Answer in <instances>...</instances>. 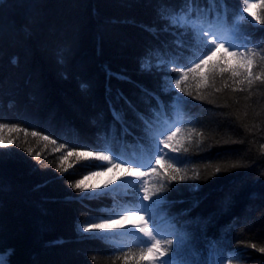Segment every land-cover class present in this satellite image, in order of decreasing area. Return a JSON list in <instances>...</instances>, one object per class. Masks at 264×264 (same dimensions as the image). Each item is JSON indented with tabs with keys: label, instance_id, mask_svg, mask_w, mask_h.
Instances as JSON below:
<instances>
[{
	"label": "trees",
	"instance_id": "1",
	"mask_svg": "<svg viewBox=\"0 0 264 264\" xmlns=\"http://www.w3.org/2000/svg\"><path fill=\"white\" fill-rule=\"evenodd\" d=\"M225 2L227 21L234 22L233 13L242 11L243 0ZM181 3L0 0V122L49 134L69 148L107 146L124 159H136L140 154L137 129L123 136L117 126L114 135L105 136L112 122L110 94L114 97L119 90L144 109L136 85L156 90L158 79L141 74L139 63L146 48L159 43L144 29L160 26L162 5L175 9ZM240 29L241 35L264 47V25L251 21ZM193 54V50L185 52L189 58ZM220 55L223 52L214 59ZM110 73H123L131 83ZM186 87L194 96L195 82L190 80ZM217 87H223L219 80ZM173 91L187 102L181 106V126L204 133L199 148L191 145L184 165L190 175L197 170L201 178L173 182L161 194L184 201L162 213L175 219L178 231L190 234L182 256L199 262L232 253L226 264H264V253L248 246L264 247V86L254 87L250 97L248 92L208 89L204 100ZM168 117L175 119V113L169 111ZM127 118L134 120L131 113ZM4 135L16 139L14 145L0 148V253L11 252L9 264H124L123 259L116 260L121 256L116 248L122 242L119 237L83 233L82 226L99 222L100 216L109 214L102 210L111 209L115 202L131 206L129 198L116 192L82 203L74 197L91 194L68 187L101 170L87 165H106L73 156L68 161L72 166L61 173L56 165L62 153L53 152L54 145L45 147L47 142L25 137L23 132ZM29 147L34 154L43 149L42 163L27 154ZM216 166L222 168L219 173ZM191 184H198V191H189ZM176 188L181 191L172 190ZM99 236L109 239L89 238Z\"/></svg>",
	"mask_w": 264,
	"mask_h": 264
},
{
	"label": "snow or ice",
	"instance_id": "2",
	"mask_svg": "<svg viewBox=\"0 0 264 264\" xmlns=\"http://www.w3.org/2000/svg\"><path fill=\"white\" fill-rule=\"evenodd\" d=\"M243 5L242 11L237 9L233 13L234 22H228L229 9L225 0H182L181 5L175 9L161 6L158 13L161 22L159 27H145L144 30L159 43L150 44L146 48L145 55L139 63V71L158 79L156 90L136 85L140 90L138 101L145 106L143 110L119 90L114 97L110 94L112 122L110 129L105 132L107 138L114 135L112 129L117 126L122 129L123 136L133 135L132 129H137L140 134L135 139L140 154L136 159H124L107 146L104 148L82 146L80 150L76 147L69 148L66 143H58L57 139L49 134L35 130L29 133L26 128L0 122V148H7L16 143L15 138H8L4 133L23 132L25 137L31 135L38 141L47 142L45 147L48 144L54 145L53 152L62 153L56 165V170L61 173L72 166L68 161L73 156L78 160L92 158L107 162L106 168L102 164L87 165L102 170L92 171L82 179L69 183L68 187L74 192L92 193L74 199L83 203L101 195L116 193L118 188L131 189L121 193L122 196L129 198L130 207L115 202L111 209L102 210L109 214L100 216L99 222H88L82 226L83 233L101 231L111 232L113 238L127 237V241L116 245L121 253L116 260L123 259L124 264L129 260L135 261V264H225L226 260L233 259L232 253L220 254L210 261L199 262L182 256L183 252H187L191 242L190 234L183 230L178 231L174 226L175 219L162 213L173 204L184 201L169 200L167 196L161 194L168 192L169 185L173 182L187 183L201 178L197 170H192L193 174L190 175L184 165L189 162L188 153L191 145L195 144L199 148L204 133L195 127L181 126L183 123L181 106L187 102L182 96L176 95L173 89L194 99L204 100L208 89H213L216 93L224 90L233 93L248 92L250 97L254 87L264 86V47L241 35L240 29L241 24H251L248 17L256 24L264 25V0H258L257 3L243 0ZM254 8L259 11L254 12L252 10ZM162 36L169 38L162 39ZM187 50L194 51L190 58L185 56ZM220 52H223V55H220L219 59H214ZM172 71L178 75L175 77L169 75ZM110 76L131 83L123 73H110ZM190 80L195 82L194 96L193 92L188 90L190 85L186 87ZM218 80L222 83V88L217 87ZM81 87L84 88L86 85ZM165 96L169 98L168 101L164 100ZM169 111L175 113V119H169ZM129 113L133 115L134 120L127 118ZM134 121H139V124ZM164 149L168 151L165 152ZM25 151L37 163H42L40 156L43 149L35 154L31 147ZM261 152L264 153V144L261 145ZM237 166L231 165L233 168ZM114 169L119 170L123 176L109 179L103 185L106 191L97 192L96 189L100 186L88 183L93 178ZM221 170L220 166L215 167V173ZM116 180L121 181L117 189L110 188L109 185ZM198 189V184L188 185L191 192ZM172 190L181 191L179 188ZM125 222H129L131 227L121 231L125 227ZM80 230L78 228V231ZM89 238L109 239L106 236ZM248 246L264 253V247H257L256 244ZM209 247L212 248L213 245L210 243ZM10 255V251L0 253V264H9Z\"/></svg>",
	"mask_w": 264,
	"mask_h": 264
},
{
	"label": "rangeland",
	"instance_id": "3",
	"mask_svg": "<svg viewBox=\"0 0 264 264\" xmlns=\"http://www.w3.org/2000/svg\"><path fill=\"white\" fill-rule=\"evenodd\" d=\"M250 2L252 3H255L253 1L250 0ZM254 12H256V9H252ZM246 15V14H245ZM248 19H250L253 23H256L254 20H252L251 17H248ZM176 118V117H175ZM101 163L105 164L106 167L108 166L107 165V162L106 161H100ZM105 167V168H106ZM102 170V169H101ZM100 171V170H98ZM118 176H123V174L119 171V170H116L114 169L112 172H106L104 175L102 176H99V177H95L93 178L92 180L88 181L89 184H96V185H99L100 187L98 189H96L97 192H104L106 191V189L103 187V185L109 180V179H114L115 177H118ZM121 183L120 180H116L115 183H113L112 185H109L110 188H114V189H117V185H119ZM125 191H131L130 188H118L117 189V193H122V192H125ZM87 193H90L92 194L90 191L87 192ZM130 207V206H129ZM131 227V224L129 222H125V227L124 229H122L121 231H126L127 228ZM87 234H90V233H87ZM93 234H112L111 232H101V231H98V232H95ZM138 234V233H137ZM139 235V234H138ZM119 239L121 241H127L128 238L127 237H119ZM226 264V263H225Z\"/></svg>",
	"mask_w": 264,
	"mask_h": 264
}]
</instances>
